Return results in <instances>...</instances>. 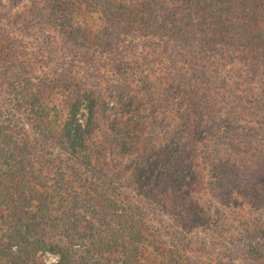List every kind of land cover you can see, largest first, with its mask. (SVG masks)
Masks as SVG:
<instances>
[{
	"label": "trees",
	"instance_id": "obj_1",
	"mask_svg": "<svg viewBox=\"0 0 264 264\" xmlns=\"http://www.w3.org/2000/svg\"><path fill=\"white\" fill-rule=\"evenodd\" d=\"M46 2L48 11L35 12V22L57 31L86 59L89 42L73 27L68 1ZM102 6L105 26L97 44L103 52H111L127 30L115 24L110 0H103ZM132 16L134 22L148 25L151 33L180 48L171 52L183 62L184 73L164 89L165 99L175 93L184 97L182 89L200 99L203 113L193 132L198 141L221 145L226 157H232L236 170L229 190L243 188V195L263 202L264 87L260 101L238 105L221 66L224 59L236 60L249 75L264 67V0H141ZM6 38L0 29V40L5 42L0 47V78L11 87L8 93L0 87V254L10 264H32L39 251L58 254L59 264L77 260L140 264V246H146L148 237L136 217L140 206L119 192L105 166L98 169L104 177L101 182L83 177L81 169L110 155L127 157L130 182L140 191L153 180L174 190L191 187L196 182L192 150L186 157L180 150L191 134L190 119L180 123L184 126L176 138L162 145L155 139L141 141L133 130L129 132V120H122L129 110L106 106L98 89L87 87L70 71L31 82ZM9 74L15 77L12 82ZM220 88L227 91L225 95ZM115 97L110 95V101L118 104ZM81 101L87 112L84 124L76 117ZM53 147L59 148L64 169L53 171L49 182L46 165L52 162L48 155ZM217 185L213 196L225 201L230 192L224 191L225 184ZM251 240L241 244L238 253L264 264V235ZM112 254L117 258H107Z\"/></svg>",
	"mask_w": 264,
	"mask_h": 264
},
{
	"label": "rangeland",
	"instance_id": "obj_2",
	"mask_svg": "<svg viewBox=\"0 0 264 264\" xmlns=\"http://www.w3.org/2000/svg\"><path fill=\"white\" fill-rule=\"evenodd\" d=\"M46 1L0 0V29L8 36L6 42L10 40L11 50L23 61L27 69L25 75L31 82L46 74L51 76L54 72L70 71L87 87L98 89L106 106L129 110L122 120H129V132L133 130L141 141L155 139L162 145L168 138H176L184 126L180 123L186 118L192 123L191 134L183 139L184 143L180 146L181 157L188 156L192 150L189 156L194 161L196 182L191 187L183 185L174 190L175 187L166 188L164 183L155 185L153 180L140 191L131 184L130 160L127 157L110 155L99 162L92 161L87 170L86 167L81 169L83 177L91 176V181L101 182L104 177L98 169L105 166L110 170L109 178L119 192L140 206L136 217L148 237L146 246H140L138 263L256 264L250 258L240 256L238 250L244 242L248 244L252 238L264 235V201L258 203L253 197L243 195L240 192L243 188L233 192L229 190L228 182L235 180L236 170L232 157H226L221 145L209 142L207 146L198 141L193 130L198 115L203 113L200 99L184 89V97L179 98L175 93L165 99L164 89L177 82L174 79L178 73H184L183 62H177L180 58L177 59L176 52H171L180 48L172 41L151 33L148 25L134 22L132 13L141 0H110L115 24L127 31L115 40V50L103 52L97 44L105 26L103 0H67L73 27L85 34L89 42L90 49L88 52L85 50L87 56L83 60L78 50L71 48L57 31L35 22V12H44ZM127 14L131 17L127 18ZM1 46L4 47L5 42L0 40ZM224 62L221 72L226 76L225 83L230 84V91L238 99L237 104H242L244 100L260 101L264 67H260L257 74L249 75L238 61L229 63L224 59ZM8 80L12 82L15 77L9 74ZM0 87L7 93L11 90L1 78ZM226 92L220 88L221 95ZM110 95L118 98V104L110 101ZM227 96H224L225 100H228ZM80 104L76 117L84 124L87 112L84 101ZM130 135L133 142L136 141L135 136ZM50 151L52 154L48 156L52 162L50 166L46 165V170L50 172L49 182L53 171L64 169V164L60 162L62 158H58L62 156L59 148L53 147ZM84 183L85 187H89ZM217 183L225 184L227 188L224 191L230 192L226 194L225 201L213 196ZM82 211L78 209L76 212ZM75 250L79 248L75 246ZM117 256L112 254L107 258ZM58 260V254L39 251L32 264H59ZM0 264L10 263L0 254ZM74 264L81 263L77 260Z\"/></svg>",
	"mask_w": 264,
	"mask_h": 264
}]
</instances>
